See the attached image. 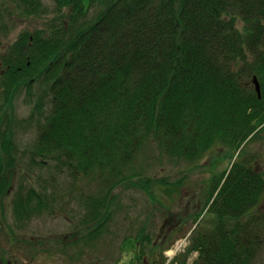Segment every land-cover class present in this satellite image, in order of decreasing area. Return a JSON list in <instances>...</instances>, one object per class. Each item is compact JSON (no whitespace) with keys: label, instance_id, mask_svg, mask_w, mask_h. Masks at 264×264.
Masks as SVG:
<instances>
[{"label":"trees","instance_id":"1","mask_svg":"<svg viewBox=\"0 0 264 264\" xmlns=\"http://www.w3.org/2000/svg\"><path fill=\"white\" fill-rule=\"evenodd\" d=\"M9 1L27 16L47 12L43 0H0V25ZM51 1L55 13L45 26L23 30L1 57V222L19 161L8 112L22 88L37 134L31 162L97 182L94 196L79 197L87 239L105 227L117 186L138 185L153 198L156 180L144 178L138 163L149 141L186 161L215 145L232 150L236 158L209 182L211 229H197L183 260L168 264H248L264 238V211L256 209L264 175L249 157L237 158L264 129V0ZM35 83L42 88L36 96ZM16 184L11 212L20 227L51 198ZM135 239L137 246L149 240L138 233ZM138 255L129 264H142Z\"/></svg>","mask_w":264,"mask_h":264},{"label":"rangeland","instance_id":"2","mask_svg":"<svg viewBox=\"0 0 264 264\" xmlns=\"http://www.w3.org/2000/svg\"><path fill=\"white\" fill-rule=\"evenodd\" d=\"M42 3L47 12L27 16L14 1L7 2V14L0 25V74L4 69L1 57L19 33L42 28L53 17L52 1L43 0ZM32 87L34 96L42 92L39 84ZM30 103L20 88L8 112L17 150L14 156L19 161H15L13 184L3 200L7 220H0V264H129L137 262V254L142 264H160L161 261L168 264L171 260L168 249L175 240L191 233L185 241L187 245L197 229L200 232L211 229L214 213L205 212L209 182L212 176L217 178L229 166L236 154L229 148L215 145L197 160L172 159L149 141L139 153L138 163L142 165L144 178L156 180L153 198L138 185L117 186L112 191L114 200L105 227L96 237L87 239L91 227L90 223L82 222L86 208L79 197L94 196L97 182L83 176L73 179L65 170L52 168L53 163L47 166L31 162L28 151L37 134L34 122L27 119L33 111ZM254 136L237 159L249 157L248 165L264 175V129L258 137ZM25 170L28 175L23 174ZM17 182L23 189L33 187L51 198L46 201V208L40 212L33 210L29 220H23L20 227L13 222L11 212ZM149 189L151 192V185ZM256 209L259 213L264 211V197ZM197 223V228L190 232ZM137 233L149 240L137 246ZM257 241L248 264H264V238L258 237ZM187 247L183 242L172 248L176 252L172 259L182 261ZM151 249L154 250L152 255ZM196 255L195 251L189 254L187 263H191ZM134 256L135 260H132Z\"/></svg>","mask_w":264,"mask_h":264},{"label":"water","instance_id":"3","mask_svg":"<svg viewBox=\"0 0 264 264\" xmlns=\"http://www.w3.org/2000/svg\"><path fill=\"white\" fill-rule=\"evenodd\" d=\"M251 81H252V84L254 86L255 91L259 95V84H258L257 77L255 75H253Z\"/></svg>","mask_w":264,"mask_h":264},{"label":"flooded vegetation","instance_id":"4","mask_svg":"<svg viewBox=\"0 0 264 264\" xmlns=\"http://www.w3.org/2000/svg\"><path fill=\"white\" fill-rule=\"evenodd\" d=\"M4 253V252H3ZM0 260H2V259H0ZM8 262H10V261H8Z\"/></svg>","mask_w":264,"mask_h":264},{"label":"clouds","instance_id":"5","mask_svg":"<svg viewBox=\"0 0 264 264\" xmlns=\"http://www.w3.org/2000/svg\"><path fill=\"white\" fill-rule=\"evenodd\" d=\"M166 255H167V253H166Z\"/></svg>","mask_w":264,"mask_h":264}]
</instances>
